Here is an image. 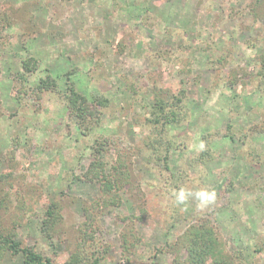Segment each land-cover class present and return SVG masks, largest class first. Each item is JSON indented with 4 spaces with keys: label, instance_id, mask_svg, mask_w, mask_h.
Returning <instances> with one entry per match:
<instances>
[{
    "label": "rangeland",
    "instance_id": "374dc122",
    "mask_svg": "<svg viewBox=\"0 0 264 264\" xmlns=\"http://www.w3.org/2000/svg\"><path fill=\"white\" fill-rule=\"evenodd\" d=\"M3 6L11 15L0 39V175L7 171L12 186L1 217L7 227L19 222L18 240L64 262L83 201L102 196L82 175L107 138V169L120 146L130 177L120 205L100 218L98 241L109 246L100 264H124L120 238L131 229L140 238L131 261L174 264L164 247L199 218L211 220L239 264H264V0H0V12ZM28 57L36 69L21 81ZM47 75L57 88L37 96L34 86ZM66 80L89 104L94 96L106 101L85 136L67 112ZM161 88L183 100L182 120L169 133L180 142L168 156L172 177L153 166L146 147ZM204 148L211 157L198 165ZM13 149L16 161L8 163ZM181 190L187 198L178 204ZM200 191H215L214 202L199 206ZM53 202L64 218L48 241L40 225ZM141 209L142 221H121L141 217ZM2 264L20 259L6 255Z\"/></svg>",
    "mask_w": 264,
    "mask_h": 264
},
{
    "label": "trees",
    "instance_id": "16d2710c",
    "mask_svg": "<svg viewBox=\"0 0 264 264\" xmlns=\"http://www.w3.org/2000/svg\"><path fill=\"white\" fill-rule=\"evenodd\" d=\"M7 9L5 7L0 12V39L3 37L2 29L10 25L11 14ZM35 67L33 58L28 57L22 62L24 71L18 74L19 79L25 81V75L35 70ZM57 84L55 78L47 75L37 81L34 91L38 93V96L43 91L55 90ZM64 86L67 112L74 119L80 134L85 136L95 125L99 124V107L104 106L106 101L100 96H94L89 104L88 98L75 88L73 82L66 80ZM166 93L167 90L164 88L155 92L152 122L155 124L156 130L146 141V147L151 151V163L155 168L158 167L160 173L169 172L170 167L167 162L169 152L180 148V142L173 139L169 133L183 117L181 110L182 96ZM260 130L264 132V127ZM204 141L207 143V136L204 137ZM111 145H113L112 141L105 138L102 143H98L97 149L92 150L93 161L82 177L85 182L91 183L94 181L98 183L102 196L92 202L83 201L81 205L83 218L77 225L76 235L68 248L69 254L61 264H100L108 255L109 246H102L98 241L97 234L101 231L100 218L104 210L110 211L111 207L120 205L119 192L121 185L125 186L127 184L126 180L130 177L128 159L120 146L115 147L116 160L110 169H107V165L103 160V152L106 150L105 147ZM17 150L8 151V163L16 161ZM210 157L209 148H204L196 157L195 162L198 165L204 164ZM168 175L172 177V173L169 172ZM9 179L7 171L0 175V264L3 263L6 255L18 257L20 264H54L52 259L41 255L32 246H25L23 242L18 240L16 230L19 222L17 220H11L8 227L3 225L1 216L3 211L9 208L8 191L12 186L11 182L8 181ZM76 179L80 181L79 177ZM120 182L122 183L120 184ZM140 212L143 213L141 217L126 216L122 217L121 221L127 223L134 218L137 221H142L146 211L141 209ZM63 218V205L59 202L49 203L40 225L42 237L48 241L53 240L58 233V225L62 223ZM139 243L140 238L135 235L134 230L131 229L128 233H121L120 248L124 264H136L131 261V256ZM164 248L167 249L166 252L172 254L174 264H239L240 260L238 255L233 257L224 251L222 243L216 235L215 228L208 218H199L190 223L175 243L171 245L167 243ZM180 254H183V259H180Z\"/></svg>",
    "mask_w": 264,
    "mask_h": 264
},
{
    "label": "clouds",
    "instance_id": "9594fccd",
    "mask_svg": "<svg viewBox=\"0 0 264 264\" xmlns=\"http://www.w3.org/2000/svg\"><path fill=\"white\" fill-rule=\"evenodd\" d=\"M196 197L197 199L200 201V205L201 207L206 206L212 202H214L215 198H216V193L215 191H200L198 193H196ZM187 196L186 193L181 190L179 192L178 195H176V203L178 204H183L186 200Z\"/></svg>",
    "mask_w": 264,
    "mask_h": 264
}]
</instances>
